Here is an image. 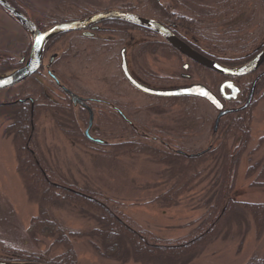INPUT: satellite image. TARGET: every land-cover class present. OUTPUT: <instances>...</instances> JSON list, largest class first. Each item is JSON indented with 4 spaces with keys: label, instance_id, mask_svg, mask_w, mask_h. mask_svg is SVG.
I'll list each match as a JSON object with an SVG mask.
<instances>
[{
    "label": "rangeland",
    "instance_id": "1",
    "mask_svg": "<svg viewBox=\"0 0 264 264\" xmlns=\"http://www.w3.org/2000/svg\"><path fill=\"white\" fill-rule=\"evenodd\" d=\"M13 1L27 17L45 26V29L107 9L135 6L138 8L137 12L147 14L142 11L137 0ZM171 1L178 6L173 10L176 13H179L180 4L186 2ZM171 1L159 0L166 6ZM187 1L213 9L214 3L221 0ZM225 1L235 11V16L220 10L221 15L202 18L204 20L201 19L202 23L198 24L196 30L203 37V41L218 44L221 50L227 52L226 56L233 57L255 48L264 39V0ZM204 13L207 14L208 11ZM125 33L124 45L127 49L131 45L127 50V59H131L130 69L151 71L157 77L170 79L169 82H152L156 85L154 87L170 83L172 86L185 82L191 84L200 80L199 74L194 72L191 74V81L180 80L183 71L179 61L172 60L171 67L167 68L161 61L153 62L147 54L139 56L138 45L146 44L151 35L140 30H127ZM128 35L133 39L131 43ZM77 36V33L68 34L49 53L57 56L62 54L54 74L58 75L63 85L81 97H96L103 89H110L112 84H117L123 94L125 110L128 111L125 115L135 125L144 127L146 133L161 132L159 138L170 142L174 149L177 148L187 155L198 154L210 145L214 148L219 146L220 150L213 156L197 161L187 158L173 160L169 164L158 163L148 155L145 147L134 146L119 152L111 148L99 151L95 146L81 141L80 144H72L74 139L66 138L65 131L55 126L52 114L45 111L37 112L34 121L33 137L38 155L64 185L95 194L116 213L128 218L134 229L146 231L159 240H177L188 235L200 224L208 209L217 200L224 157L226 154L232 155L236 146L241 143V134H227L225 129L216 130L214 133L216 111L204 101L188 104L168 101L171 106H158L155 100L138 93L124 80L121 81L118 70L119 49L113 54H106L102 49L84 54L75 47ZM111 38L116 41L115 36ZM69 42H73L75 46L67 50ZM25 45L27 48L30 45L29 34L0 9V62L6 58L15 62L23 59ZM92 48L95 49L96 45L93 44ZM137 53L139 57L135 55ZM42 80L46 92L55 99L57 95L53 93L52 81L46 77ZM221 82L222 80L214 85V90ZM19 92L17 89L13 91L14 94ZM2 97L3 94H0V98ZM36 97H39L38 93ZM258 99L259 95L254 98L248 120L244 122L247 142L239 156L236 171L230 174L235 177L230 196L238 204H264V186L258 185L261 181L256 180L257 173L251 177L246 176L250 166L264 159V100ZM73 111V114L78 115L77 108ZM10 122L11 117H0V258L4 257L5 250L15 249L25 254L44 255L45 259L50 260L61 255L66 248L55 243L58 233L48 236L41 232L40 227L33 228L31 221L40 216V195L27 190L16 170V152L12 137L4 133ZM86 125L87 121L84 124L78 123L81 131H84ZM95 125L100 127L101 123H94ZM112 134H115L114 130ZM100 138L104 142L116 143L114 135ZM125 139H128L126 134ZM260 140H263L261 144ZM147 143L153 145L148 148L168 152L157 143ZM166 192H170L168 198H162ZM45 208L48 219L64 235L77 234L76 237L69 238L76 264H246L254 256L264 257V233L257 237L251 216L241 207H237L225 218L218 235L197 256L183 261L166 258L139 259L125 245V259L100 257L94 248L97 246L101 249V241L92 236L91 232L101 225L93 210L73 201L61 200L48 203Z\"/></svg>",
    "mask_w": 264,
    "mask_h": 264
},
{
    "label": "trees",
    "instance_id": "2",
    "mask_svg": "<svg viewBox=\"0 0 264 264\" xmlns=\"http://www.w3.org/2000/svg\"><path fill=\"white\" fill-rule=\"evenodd\" d=\"M6 1H8L14 8L25 15L22 9H20L13 0ZM137 2H139L142 6V11H146L148 15L145 13L137 12L136 10L138 8L135 6H129L128 8H119V10L150 18L162 24H166V22L174 17V15L172 14L173 12H171V10L167 8L166 5H163L160 2H157L155 0H137ZM29 19L34 22L40 30L45 29V26L38 24L31 18ZM108 25H111L112 27L122 26L124 36H126L125 32L127 30L132 31L135 29L146 32L147 35L156 36V34L151 31L138 28L121 21H109ZM180 25L189 27V22H181ZM191 29L193 28L191 27ZM59 37L51 39L47 43V45L52 46L53 43L59 39ZM256 47L258 48V50L251 52L250 55L245 58L242 57L238 59H222L221 62L227 65H235L250 61L261 49L264 48V39L260 40L259 44ZM138 49H140L138 50V53L139 56H141L143 53L148 52L150 47L149 44L146 43ZM28 52L29 47L27 48L26 46L23 56L24 59L27 58ZM138 53L135 55L138 56ZM20 66L21 64L19 63V61L15 62L13 59L6 58L4 61L0 62V74L19 68ZM262 67H264V64ZM212 77L214 85H217L220 80L223 81L227 79L217 74H212ZM249 77L250 76L248 75L245 76V78H237L232 80L240 83L243 87H245L246 79H249ZM29 83L35 85L36 80L33 76L16 87H22L23 85ZM15 89L16 88H12V90H4L1 91V93L11 92ZM242 92L244 93V89ZM255 94L259 95L258 100H264V77H262L257 82ZM33 97H36V95L33 94ZM243 99L244 96H240L237 101H233L228 105L229 107L239 106L243 103ZM170 101L174 102L175 100L170 99ZM182 101V103L188 104L190 102H196L197 100L194 98L186 97ZM252 105H254V102L246 110L228 114L221 118V120L219 121L217 131L220 129H225V133L227 134L234 133L233 135H235L237 133H240L241 143L236 146V149L235 151H233L232 155L226 154L224 157L223 167L220 172L222 178L220 192L214 205L208 209L207 215L195 229H193L188 235L177 240H159L146 231L134 229L131 226L128 218L124 217L120 213H116L111 207H109V205L98 199L95 194L90 193L86 190L75 189L70 185H64L50 171L45 162L42 161L34 145L33 131L35 128L34 121L37 111H34L33 114H30L28 108L24 109L22 105L18 104L17 102L0 106V117L3 115L11 117V122L5 129L4 133L6 136L12 137L13 148L16 152V170L21 176L27 190L32 194L34 193L40 195V216L39 218L33 219L31 221L33 228L40 227L41 232L48 236H53L54 233H58V240H56L55 243L62 244L66 248L61 255L50 260L45 259L44 255L25 254L24 252L15 249L5 250L3 254L4 257L0 258V260L10 262L76 264V256L70 246L69 238L74 236L76 237L77 234L68 233L64 235L59 229L55 227L54 223L48 219V213L45 208L48 203L58 202L60 200L65 202H76L77 204L85 208L87 207L95 212L96 219L98 220L101 227L98 229H94L91 232V235L95 236L101 241L102 248L100 249L96 246L94 249L96 253H98V255L103 258L115 257L118 259H125V253L123 252V245H125L126 247L129 246L127 250L139 259L166 258L172 261L192 260L211 242V240H213L218 235L225 218L229 214H231L237 207H241L249 213L255 226L256 235L257 237H260L264 233V204H238L237 202L233 201L230 196L235 182L234 175L231 176L230 174L236 171L239 156L243 152L247 142V134L244 131V122L248 120V113ZM48 106L49 105L46 104V107ZM189 112L190 111L188 110V114ZM85 121L86 120H84V123ZM58 126L60 129H62V131H65L64 134L66 136H73V134L69 133L68 131H71V128L67 130L66 128L68 127L64 124H58ZM75 128V136L78 137V139L75 138L74 141L78 144H80V141L88 143L86 139L83 138V136H80L76 125ZM262 142L263 140H260V144ZM88 144L95 146L99 151L106 148L104 145H97L93 143ZM112 147H115V145H113ZM125 147H133V145H126ZM112 150L117 152L120 151H118L116 148H113ZM219 150V146L216 148L212 147L209 150H206L203 155L190 159H194L197 161L199 159L205 158L206 156H213ZM146 151L148 152V155L157 160L158 163L169 164V162L171 163L173 160L177 161L179 159L189 158L183 155H176L156 149H146ZM255 173H257L256 180L261 181V183L258 185L264 186V159L261 162L250 166L247 170L246 176L251 177ZM169 194L170 192H166L161 197L163 198L166 196L168 198ZM29 231H31V229ZM29 234H31V232ZM246 264H264V257L259 258L254 256Z\"/></svg>",
    "mask_w": 264,
    "mask_h": 264
},
{
    "label": "flooded vegetation",
    "instance_id": "3",
    "mask_svg": "<svg viewBox=\"0 0 264 264\" xmlns=\"http://www.w3.org/2000/svg\"><path fill=\"white\" fill-rule=\"evenodd\" d=\"M176 5L177 4L171 1L170 4L167 5V8H169L171 12H173V10H176L174 9V7H178ZM114 10H119V9H114ZM220 10H223L222 13L224 12L229 15L235 16L236 14L235 11L233 12V10L230 8L229 4L225 0H221V1L214 3L213 9L208 8L207 6L200 7L199 5H196L195 3H189L186 0V2L182 3V5L180 4V10L178 11L179 13L173 12L172 14L174 15V17L170 19L168 22H166V24H163V25L173 35H175L178 39H180L182 42H184L186 45H188L191 49H193L195 52L199 53L200 55L220 65H223L225 67H231V68L239 67L241 65L246 64L247 62L242 63V64L227 65V64L222 63L221 60L222 59H238L242 57L245 58L249 56L251 52L258 50L257 47L249 50L248 52H245L244 54L230 57V56H226L227 52L221 50L218 47V44L211 43L208 41L205 42L203 41V37L197 34L196 27L198 26L199 23H202V21L204 20L202 18L208 17V16L209 17L218 16L220 14ZM204 11H208V13L205 14ZM84 18L75 19L71 21H77V20H81ZM185 21L189 22V27L180 25L181 22H185ZM64 22H67V21H64ZM108 22L109 21H104L96 25L89 26L83 30L71 32V33H77L78 35L76 38V46L73 44V42H69L67 44V50L68 49L70 50V48L73 49L75 46L77 47L78 51H82L84 54L86 52H91V53L93 51L96 52V50L98 49L100 50L102 49L103 52L106 54L108 53L113 54V52L116 49L117 50L119 49L118 57L120 60V64H121V53L124 51L128 72L131 75V77L135 81H137L139 84L145 87L158 89V90L189 87V86L197 85V84L203 85L221 101L224 110H239L247 102L251 92H253L252 93L253 96H252L249 106L254 102V98L257 96L255 94L256 84L262 77H264V67H262L263 65L259 67L254 73L249 75L251 79H248V78L246 79L245 87H243L240 83H237L236 81L232 80L233 84L238 88L239 93L235 100L233 99L227 100L223 98L222 95L220 94V86L223 82L228 81V79H225L224 81H222L217 86V89L214 90L215 86H214L213 77H212V74H215L214 72L207 70L197 65L196 63L190 61L185 56L181 55L175 49H173L160 36L151 35L149 37L150 40L146 42L149 44L150 49L148 52L143 53L144 55L146 54L149 55L151 59L153 60V62L161 61L164 65H167V68L171 67L172 60L176 62L179 61L181 63L180 68L183 71L180 74L179 78L183 82L191 81L192 72L199 74L198 76H200V80L198 79L197 83L193 82L191 84H188L185 82V84L182 83L181 85H175V86H180V87L172 86L170 83L167 85L154 87L156 85L152 84V82H157V81L158 82L159 81L169 82L170 79L157 77L151 71L146 72V70H144L140 72L139 70H136V69L134 71L133 68L130 69L131 59L130 60L127 59L128 57L127 50L130 48L131 45L129 46L128 49L124 45V42H123L124 32L122 30V26L112 27L111 25H108ZM229 22H230V19H229ZM191 27L193 29H191ZM135 30H138V29H135ZM71 33L62 34L63 36L59 35L60 37L57 36L59 37V39L55 41L52 46L51 45L48 46L47 44L44 46L41 65L37 73L33 76L34 79L36 80L35 85H32L31 83H29V84L23 85L22 87L14 86L12 88H16L17 90L20 91L19 93H15V94L13 93V91L5 92V93L4 92L1 93L0 91V94H3V97L0 98V106L9 105V104H13L17 102L18 104L22 105L24 109L28 108L30 114H33L34 111H37L39 113L45 112V111L50 112L53 118L55 119L54 123H55V126H57V128H59L58 124H64L68 128H71V132H72L71 134H73V136L65 135L66 138L74 139V140L75 138L78 139V137L75 136L76 135L75 125H76L80 136H83V138H85L88 143H92V142L89 141L85 137V130L87 129L88 122H89V116L91 113L92 125L89 130V136H91L94 139H100V140H102V138L100 137L108 138L110 136L112 137L113 135L116 138L115 144L105 142L104 146L106 148H111V149L116 148L118 151L119 150L123 151L124 148H129V147H125L126 145H131V146L133 145V147L135 146L138 148L145 147L146 149H149V150L154 149V148H148V147H153V145L147 143L150 141L152 143L159 144L160 148L166 149L168 151L167 153H173L176 155H180V153H184L183 151L177 148L174 149L171 146L170 142L159 138L162 135L160 134L161 132L146 133L145 132L146 129L144 127L138 124L135 125L134 124L135 122H132L130 120V117L128 115L127 116L125 115L126 114L125 112L128 113V111L125 110V105L123 102V94H122V91L118 89L120 86H118L117 84H115L116 86L112 84V88L110 89L108 88L103 89V92L101 94H98L96 97L95 96L94 97H81L78 95V93L72 91L71 89H69L68 87L62 84L61 80L58 78V75L54 74V72H56V69H57V63L60 61L62 54L57 56V54L55 53H52V54H49V53L54 45H57L60 42V40H62L64 37H66L68 34H71ZM97 35H100V36L97 37ZM113 36H115L116 41H113V38H111ZM127 37H128L129 42L131 43L133 40L131 38V35H128ZM93 44L96 45L95 49L92 48ZM82 45H83V48L79 50ZM138 48H139V45H138ZM70 56L72 57V55ZM120 64H119L118 70L121 76V81L124 80L132 89H134L138 93H141L138 90H136L134 87H132L126 81V79L123 76V73L121 72ZM184 67H186V69ZM139 75L142 78L139 77ZM45 77L50 79V81H52V84L54 85L53 93L57 95L55 99L53 98V95L50 96L44 89V83L42 82L43 81L42 79H44ZM242 78H245V77H242ZM150 83L152 85H150ZM119 84L121 85V83ZM114 86L116 89L115 95H114L115 98L112 93ZM12 88L10 89L12 90ZM243 89H244V93L242 92ZM65 90L81 98L82 101L84 102V105H79V104L72 105L69 96L65 93ZM37 93L39 95L38 99L37 97H33V94L36 95ZM224 94H225L224 96L229 95V91L225 89ZM240 96H244L243 103L239 106L229 107L228 104L233 101H237ZM148 97L152 98V100H155L158 106L163 105L165 107H167V105L168 107L171 106V103L168 102L170 101V99L175 100L174 102L182 103L183 102L182 100L186 98V97L159 98V97H152V96H148ZM196 100L206 102L205 100H201V99H196ZM206 103L210 105L208 102ZM46 104H48L49 106L46 107ZM75 108H77L78 110V115L73 114L74 113L73 110ZM246 109H241L236 112H240ZM216 115H217V112H216ZM3 116H6V115H3ZM84 120L87 121V125L84 131H81L80 127L78 126V123L84 124ZM97 122L101 123L100 127L96 125L94 126V123H97ZM141 128L143 130H140ZM113 130L115 131V134H112ZM216 132L217 131L214 130V133ZM125 134L128 136V139L124 140ZM74 140L72 144H77L75 143ZM113 145H115V147H112ZM210 148H212L211 145L208 146L206 150H209ZM137 151L139 152V150ZM163 152H166V151H163Z\"/></svg>",
    "mask_w": 264,
    "mask_h": 264
},
{
    "label": "water",
    "instance_id": "4",
    "mask_svg": "<svg viewBox=\"0 0 264 264\" xmlns=\"http://www.w3.org/2000/svg\"><path fill=\"white\" fill-rule=\"evenodd\" d=\"M155 1L158 2L159 0H155ZM0 9L3 10L16 23H18L30 36L28 56L26 59L20 60V63L22 65L19 68L0 74V91L17 86L37 73L42 62L44 46L48 41L59 35L65 33H71L74 31H80L89 26L96 25L104 21H121L136 26L138 28L151 31L156 35L160 36L173 49H175L181 55L185 56L190 61L225 78L235 79V78L245 77L247 75L254 73L264 63V48H263L246 64L233 68L225 67L195 52L188 45H186L175 35H173L162 23L150 18L142 17L121 10H105L93 14L91 16H88L81 20L69 21V22L67 21V22L54 24L42 31L35 25V23H33L29 18H27L16 8H14L8 1L0 0ZM39 37H44V39L40 44H37L36 41ZM184 68L186 69V67ZM120 69L126 81L136 90L147 96L159 97V98L188 97V98H197V99L205 100L218 113L214 122V130H217L220 119L225 115L239 111L241 109H246L249 106L253 96L252 94L253 92H251L247 102L239 110H224L221 101L203 85L197 84L189 87L158 90V89L145 87L139 84L131 77V75L128 72L124 51L121 53ZM229 85H231V87H229ZM225 89L229 91V95L224 96ZM204 92L208 93V95H203L202 93ZM65 93L69 96L72 105H77V104L84 105L82 99L79 98L77 95L67 90H65ZM238 93H239L238 88L230 80L225 81L220 86V94L222 95L223 98L227 100L230 99L235 100ZM91 125H92V115L90 113L88 126L87 129L85 130V137L94 144H98V145L105 144L104 141L100 139H94L91 136H89V130L91 128ZM204 153L205 151L195 155H187L185 153H180V155L189 158H194V157H199ZM0 264H49V263L10 262V261L0 260Z\"/></svg>",
    "mask_w": 264,
    "mask_h": 264
},
{
    "label": "snow or ice",
    "instance_id": "5",
    "mask_svg": "<svg viewBox=\"0 0 264 264\" xmlns=\"http://www.w3.org/2000/svg\"><path fill=\"white\" fill-rule=\"evenodd\" d=\"M43 39H44V37H39L38 39H37V44H40L42 41H43ZM229 87H231V85H229ZM203 95H208V93H206V92H204V93H202Z\"/></svg>",
    "mask_w": 264,
    "mask_h": 264
}]
</instances>
